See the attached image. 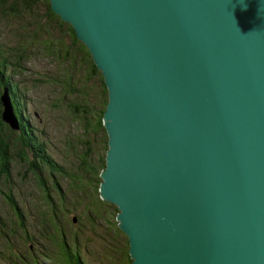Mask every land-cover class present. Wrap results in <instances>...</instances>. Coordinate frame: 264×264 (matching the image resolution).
Returning <instances> with one entry per match:
<instances>
[{"label":"water","instance_id":"water-1","mask_svg":"<svg viewBox=\"0 0 264 264\" xmlns=\"http://www.w3.org/2000/svg\"><path fill=\"white\" fill-rule=\"evenodd\" d=\"M49 1L108 88L99 193L131 264H264V0Z\"/></svg>","mask_w":264,"mask_h":264},{"label":"trees","instance_id":"trees-1","mask_svg":"<svg viewBox=\"0 0 264 264\" xmlns=\"http://www.w3.org/2000/svg\"><path fill=\"white\" fill-rule=\"evenodd\" d=\"M4 19L14 21L24 31L25 43L22 42L23 44L17 45L16 48L6 50L0 42V176H9L11 173L13 156L9 152L10 139L13 134H17L16 142L23 149L21 159H24L30 170L40 178V186L46 198L52 203L49 207V215L50 209L52 211L49 228L51 231L54 230L56 236L57 233L59 234L58 238H54L59 250L55 262L86 264V257L82 255L81 247L77 244L79 238L77 234L80 221L87 215L86 219L90 218L91 222L101 218L113 224L117 245L116 248L104 247L108 257L105 259L110 260L114 257L116 261L112 264H131L128 237L118 227L116 221L118 209L113 203L104 201L99 193L102 180L100 173L105 168L108 150V135L103 124V115L109 97L102 72L97 68L88 47L78 39L72 25L63 21L52 10L49 0H0V24ZM57 29L70 35V43L68 39L54 34ZM38 43H41L45 53L59 65L58 77L53 80L62 90L60 99L68 100L67 107L70 113L73 114L75 121L83 123L82 130L86 134L85 139L82 140L85 153L80 156L79 165L72 172L66 171L46 151L45 142L36 135L35 126L31 123L27 99L21 94L20 84L14 81V75L22 73L23 63L30 58L32 47L37 46ZM5 87L10 91L15 114L20 120L21 128L18 130L10 127L3 119L4 106L1 95ZM44 172L52 177L54 188L59 191L60 202L65 212L63 208L60 209L54 204L51 188L42 177ZM59 176L66 180V185L63 187L58 179ZM3 193L10 207L16 210L20 223L24 225V212L15 196L12 193ZM73 196L75 202L70 199ZM66 199L72 200L74 204L82 203L85 215L73 216L72 221L69 220L72 226L66 225L68 228L64 232L61 230V221L64 219L69 224L68 218L71 214V209L64 204ZM60 211L64 212L63 218L60 217ZM27 251L22 256V264H42L41 260ZM89 263L92 264L90 261Z\"/></svg>","mask_w":264,"mask_h":264},{"label":"rangeland","instance_id":"rangeland-1","mask_svg":"<svg viewBox=\"0 0 264 264\" xmlns=\"http://www.w3.org/2000/svg\"><path fill=\"white\" fill-rule=\"evenodd\" d=\"M23 33L24 31L14 21L2 20L0 42L3 48L10 50L25 43ZM54 34L68 39L69 43L71 41L69 34H64L58 29L54 31ZM31 51L30 58L23 63L22 73L15 74L14 81L20 84L21 94L27 99L31 123L35 126L36 135L45 142L46 151L66 171L72 172L78 167L80 156L85 153L82 144L86 136L82 130L83 123L75 121L67 107L68 100L60 99L62 90L53 80L58 77L59 65L45 53L41 43L32 47ZM17 137V134H13L10 139L9 152L13 156L11 173L9 176H0L2 191H0V264H22V256L29 250L30 242L26 237L30 235L36 240L35 246L42 264H57L55 259L59 250L54 238H58L59 234L57 233V237L54 230L51 231L49 228L52 214L50 209L49 215V207L52 203L46 198L40 186V178L30 170L28 163L21 159L23 149L16 142ZM42 177L51 188L54 204L60 209L63 208L65 212L60 202L59 191L54 188L52 177L46 172ZM58 179L62 187L66 185L64 178L59 176ZM3 192L12 193L15 196L24 212V225L20 223L16 210L10 207ZM70 199L76 201L74 196ZM74 202L68 199L64 202L71 209L68 221L75 215L79 217L85 215L83 204L79 202L74 204ZM64 212L60 211L61 218ZM86 218L87 215L80 221L77 234L79 237L77 244L81 247L82 255L92 264H112L116 259L114 257L110 260L105 259L108 257L104 247L116 248L117 240L115 231L112 229L113 224L107 219L100 218L91 222L90 218L89 220ZM91 223H93L92 226ZM66 225L72 226L70 221L68 224L63 219L61 230L64 232L68 228ZM122 238L124 239L123 236Z\"/></svg>","mask_w":264,"mask_h":264},{"label":"flooded vegetation","instance_id":"flooded-vegetation-1","mask_svg":"<svg viewBox=\"0 0 264 264\" xmlns=\"http://www.w3.org/2000/svg\"><path fill=\"white\" fill-rule=\"evenodd\" d=\"M27 240H29V250H28V253H30L33 257H37L39 260H41L39 257H38V250L35 246V242L36 240L30 235L29 237H26ZM76 249H77V246H76ZM42 261V260H41ZM85 263L86 264H90L89 261L85 258Z\"/></svg>","mask_w":264,"mask_h":264}]
</instances>
